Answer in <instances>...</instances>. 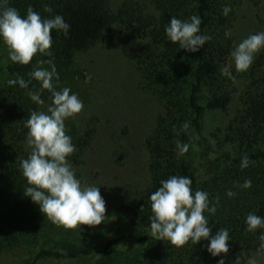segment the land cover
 I'll return each mask as SVG.
<instances>
[{
	"label": "trees",
	"instance_id": "1",
	"mask_svg": "<svg viewBox=\"0 0 264 264\" xmlns=\"http://www.w3.org/2000/svg\"><path fill=\"white\" fill-rule=\"evenodd\" d=\"M148 4L159 12L158 18L147 12ZM7 6L16 8L22 17L26 16L29 7L44 19L60 15L70 27L67 32L52 30L51 55L38 53L28 65L13 63L7 67L9 80L17 77L31 80L28 88L7 82L0 89V251L35 245L45 217L39 206L24 195L29 185L20 168V161L30 154L25 148L28 131L25 122L31 112L38 110V104L28 93L41 90L40 82L31 79L29 73L40 66V61H44L50 70L54 66L56 73L68 71L77 54L87 52L103 40L113 21L109 0H8ZM225 6L231 9L227 15L223 14ZM45 7L52 11L46 12ZM193 15L202 21L198 34L210 37L195 53L180 49L165 32L170 18L183 21ZM117 18L126 29L137 26L141 38L149 40L138 53V68L146 89L155 93L164 104V113L146 140L150 184L143 190L129 188L123 191L119 214L134 225L150 228V195L161 186L162 180L173 175L187 176L192 181L193 194L202 190L208 193L210 207L215 205V214L205 212L204 215L213 234L222 228L228 230L229 252L212 256L207 251L209 240H201L195 245L189 242L183 247L172 246L164 240L149 252L146 247L153 240L151 236L137 238L130 235L129 239L141 245L134 260L119 261L118 257L110 255L123 241L118 238L109 241L100 252L93 246L71 247L65 252L41 250L31 264L77 260L96 253L106 255L97 264H218L221 259L225 264H235L237 256L240 264L247 262L264 251L260 250L259 239L264 228L249 232L245 222L249 213L264 218V55L244 74L248 85L240 98L242 109L221 136L214 135L221 147L231 145L236 156L223 155L213 159L198 136L202 131L203 114L207 110H227L236 96L234 89L227 91L221 83V70L234 50L228 35L235 21L234 3L229 0H123ZM2 48L0 38V56ZM76 75L87 77L83 73ZM204 93H208L205 104ZM93 138L94 130L90 129L78 138L79 152L73 158L76 164L80 163L79 157ZM178 145L188 146L184 152L187 159L181 157ZM194 148L201 154L202 163L198 165L193 161ZM244 155L250 163L242 169ZM216 163L221 168L201 181L206 168ZM245 180L252 182L248 189L239 186ZM229 190L236 195L227 196Z\"/></svg>",
	"mask_w": 264,
	"mask_h": 264
},
{
	"label": "rangeland",
	"instance_id": "2",
	"mask_svg": "<svg viewBox=\"0 0 264 264\" xmlns=\"http://www.w3.org/2000/svg\"><path fill=\"white\" fill-rule=\"evenodd\" d=\"M229 1L234 3L235 21L228 35L235 49L248 36L264 32V0ZM122 2L109 0V11L113 16L109 32L95 47L77 54L69 70L57 73L59 79L54 77L52 81L56 90L67 87L71 94H76L83 102V110L65 120L66 134L71 137L76 149L67 159L82 185L100 188L106 203V218L95 227L82 226L69 230L44 217L37 243L30 247L0 251V264H31L41 250L65 252L71 247L93 246L100 252L109 241L118 238H123V241L110 255L118 257L119 261L134 260L141 245L129 239L130 235L137 238L151 236L153 240L146 247L149 252L163 242L152 235L150 228L134 225L119 214L123 191L129 188L143 190L150 184V155L146 140L155 130L159 116L164 113L163 102L146 89L138 68V53L148 45L149 40L141 38L137 26L126 29L117 18ZM147 12L157 18L160 15L149 4ZM262 55L264 49L256 53L250 67L241 72L236 71L231 56L226 62L224 68L228 69L229 74H222L221 83L227 91L234 89L236 96L227 110H207L203 114L202 131L198 136L210 150L213 159L223 155L236 156L231 145L221 147L214 135L221 136L242 109L240 98L248 85L244 74L251 70ZM13 63L3 43L0 89L9 81L7 67ZM39 67L50 71L45 63ZM76 73H83L87 77H77ZM38 92L44 104L38 105L37 111H46L52 102L51 93L42 89ZM207 97L208 93H204V104ZM89 129L94 130L93 141L79 157L80 163L76 164L73 158L79 152L77 140ZM25 148L31 152L27 143ZM193 151L194 163H202L199 149L194 148ZM185 156L181 154L183 159H187ZM220 168V164H210L201 176V181L214 175ZM104 257L106 255L96 253L77 260L39 261L37 264H97ZM254 257L257 264H264V251Z\"/></svg>",
	"mask_w": 264,
	"mask_h": 264
},
{
	"label": "clouds",
	"instance_id": "3",
	"mask_svg": "<svg viewBox=\"0 0 264 264\" xmlns=\"http://www.w3.org/2000/svg\"><path fill=\"white\" fill-rule=\"evenodd\" d=\"M8 0L0 3V38L6 45L12 62L28 65L39 54L51 55V32L53 29L67 32L70 27L62 16L56 15L44 19L32 7L22 17L14 7H9ZM46 12L52 9L45 7ZM231 9L227 6L223 14ZM200 17L193 15L188 20L170 18L165 28L166 36L172 43H178L180 49L198 52L209 36L200 35ZM264 49V32L248 36L231 52L237 72L247 70L253 62L254 55ZM40 64L44 61H40ZM51 64V61H47ZM228 75L227 68L221 70ZM31 79L40 82L41 89L51 93V104L46 111H33L25 122L27 131L26 143L31 152L26 159L20 161L22 174L29 185L24 195L39 206L41 213L49 221L65 229L78 227H95L105 220L106 203L101 196L100 188L82 185L68 162V157L75 152L71 137L66 134L65 120L79 114L83 110V102L76 94H71L67 87L56 90L52 81L59 79L55 67L51 70L36 67L29 73ZM31 80L23 78L10 79L9 85L19 84L28 88ZM31 100L43 105L39 92H29ZM187 124L183 127L187 128ZM181 154L188 150L187 145H178ZM249 159L244 155L241 168L249 166ZM161 186L150 195L151 212L150 228L157 240H167L172 246L183 247L187 243L198 244L201 240H209L207 251L212 256L227 255L229 252V232L219 229L214 234L209 227L205 212L215 214L216 207H210L208 193L197 190L193 194L192 181L187 176H171L160 182ZM244 189L252 186L251 180H245ZM227 196L233 197L235 192L229 190ZM218 203V198H217ZM143 206L141 208V211ZM247 230L254 232L264 228V218L249 213L246 217ZM260 250H264V234L259 237ZM218 264H225L223 259ZM235 264H240L237 256ZM247 264H257L253 256Z\"/></svg>",
	"mask_w": 264,
	"mask_h": 264
}]
</instances>
